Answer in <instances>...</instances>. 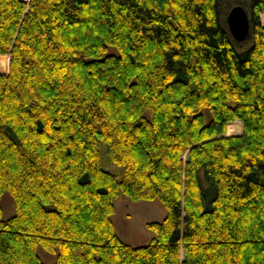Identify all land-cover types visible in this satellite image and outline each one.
I'll return each mask as SVG.
<instances>
[{
    "label": "trees",
    "instance_id": "16d2710c",
    "mask_svg": "<svg viewBox=\"0 0 264 264\" xmlns=\"http://www.w3.org/2000/svg\"><path fill=\"white\" fill-rule=\"evenodd\" d=\"M263 11L0 0V264H264ZM119 194L165 208L147 243L116 233Z\"/></svg>",
    "mask_w": 264,
    "mask_h": 264
},
{
    "label": "rangeland",
    "instance_id": "374dc122",
    "mask_svg": "<svg viewBox=\"0 0 264 264\" xmlns=\"http://www.w3.org/2000/svg\"><path fill=\"white\" fill-rule=\"evenodd\" d=\"M263 13L264 11L260 13V20L264 24V19L261 17ZM229 125H235L237 130H228ZM242 132L243 123L235 119L226 124L224 134L237 136L242 134ZM105 166L110 170L118 169V167L111 163ZM0 206L2 218H8L14 213L13 199L6 191L0 197ZM165 213L166 210L158 199L131 200L126 195L119 194L114 199V212L111 215V219L116 233L123 241L131 245H140L147 243L154 235V232L146 226V223L161 220ZM37 252L45 264H51L54 261V255L40 246H38Z\"/></svg>",
    "mask_w": 264,
    "mask_h": 264
},
{
    "label": "water",
    "instance_id": "95a60500",
    "mask_svg": "<svg viewBox=\"0 0 264 264\" xmlns=\"http://www.w3.org/2000/svg\"><path fill=\"white\" fill-rule=\"evenodd\" d=\"M228 30L235 41H243L249 36V16L240 4L230 7L226 15Z\"/></svg>",
    "mask_w": 264,
    "mask_h": 264
}]
</instances>
